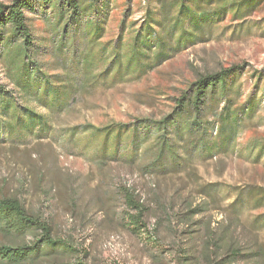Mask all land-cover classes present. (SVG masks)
<instances>
[{
  "label": "rangeland",
  "instance_id": "1",
  "mask_svg": "<svg viewBox=\"0 0 264 264\" xmlns=\"http://www.w3.org/2000/svg\"><path fill=\"white\" fill-rule=\"evenodd\" d=\"M39 7L27 14L35 36L31 59L56 88L55 101L47 107L50 97L36 98L41 83L36 91H24L25 77L0 52V197L17 198L51 226L58 245L46 259L186 264L188 253L194 264H215L231 243L243 254L234 264H260L255 251L264 245V0H100L78 23H70L90 30L99 25V40L81 27L64 36L61 48L57 29L69 22V12L55 26L54 9ZM188 13L199 16L196 23ZM177 18H184L191 37L163 34ZM149 29L170 44L165 54L157 56L154 46L145 49L147 39L154 40ZM107 43L108 54L86 58L89 47L100 54ZM115 44L121 52L135 45L143 64L112 66L103 74ZM232 65L243 68L231 79L227 99L206 104L199 117L206 136L196 129L194 142L186 144L185 123L173 135L186 162L182 169L145 173L101 151L99 140L108 125L158 121L200 75ZM48 86L45 82L47 96ZM227 104L229 110H223ZM21 107L28 116H18L17 128L27 130L31 118L42 115L44 131L35 126L10 135L12 110ZM154 141L142 144L141 151ZM126 190L148 207L140 231L130 225ZM198 207L201 211L193 213ZM223 242L225 247L217 249Z\"/></svg>",
  "mask_w": 264,
  "mask_h": 264
},
{
  "label": "trees",
  "instance_id": "2",
  "mask_svg": "<svg viewBox=\"0 0 264 264\" xmlns=\"http://www.w3.org/2000/svg\"><path fill=\"white\" fill-rule=\"evenodd\" d=\"M99 1L11 0L8 5L0 4V52L4 50L7 53L6 57L11 63L12 70L25 77L24 91H36L38 85L41 83L42 86H39L41 92L36 95V98L45 101L49 100L50 97L51 99L48 101L47 107L54 105L56 88L51 85L47 76H43L39 72V67L36 64H32L34 62L31 59V54L35 36L32 26L28 22L29 18L27 14L35 13L40 8V5L42 10L50 5L54 9V14L56 15L55 26H57L62 20L66 12L65 10H67L70 15L69 22L64 23L57 29V33L61 34L62 37V43L59 46L61 48L64 45V36L68 32L81 27H84L90 35L97 33L99 40L102 31L99 25H95L90 30L86 25L71 26L70 24L78 23L79 16L83 12H86L88 8L94 7ZM181 4L184 5V2ZM188 16L190 21L194 23H196L199 17L192 13H188ZM183 24L184 18H177L175 26L171 30L166 29L163 34L167 38H172V32L175 33L177 31L178 39L183 36L191 37L193 33L184 31ZM149 32V35L154 40L147 39L148 44H145V49H150L154 46L158 52L157 56L165 54L171 48L170 44L166 45L161 40V35L157 34L153 29H149ZM109 47L110 44L100 54L95 53V51L91 52L89 47V53H85L86 58L90 57L92 60V57L97 56V59L98 57L101 59L102 54L109 53ZM91 54L94 56H89ZM110 54L109 66L104 69L103 74L107 73L112 66L120 69L123 66L134 65L137 67L143 64L139 60V57L142 56L141 50L135 45L121 52L120 48L115 44L114 50ZM27 60H29V63ZM33 66L37 68H33ZM242 68L243 66L240 65H232L213 73L200 75L197 80L190 83L189 87L175 99L172 111L158 121L154 122L148 118H141L135 119L134 123L131 124L132 126L119 123L108 125L104 130V136L99 140L101 151L105 152L109 150L114 157H120L127 163L141 166L142 171L145 173L159 175L182 169L185 167L186 162L182 158L180 146L175 143L173 135H177L180 132L181 124L185 123L188 129V136L185 140L186 144L194 142L193 136L196 133V129L201 131L200 135L204 138L207 129L206 127H201L199 117L204 113L205 105H212L214 103L218 105L220 101L227 99L230 81L236 74L242 71ZM34 74L35 77L39 76L40 78L36 82H33L31 79ZM45 82L49 83V96H47V91L43 89ZM8 107V104L4 105V112L8 111ZM224 109L228 111L229 104L225 105ZM12 112L16 118L13 127L8 128L10 135L16 133L17 130L24 131L21 128H17L18 116H28V113L24 112L22 107L21 111L17 112L16 109H13ZM35 126L38 127L39 132L44 131L45 122L42 115L40 118H31L30 128H27L24 132L32 131ZM13 129H15L14 133L11 131ZM111 132L114 135L112 139L108 140V134ZM122 136H125V138L121 140ZM152 138L155 140L152 146L144 148L141 151V145ZM125 199L127 208L133 211L132 214L128 215L132 229L134 231L144 229L146 224L143 218L148 211V207L130 190L125 191ZM201 209L198 207L192 212L198 213ZM37 233L40 234L36 237ZM28 235L35 236L33 242L29 244L24 241ZM0 239V264H85L79 261L73 263H55L49 258L46 259L45 255L54 253L58 245V241L51 236V226L40 217L30 213L14 197H0ZM223 244L224 242L220 243L217 249L226 246L227 255L225 258L219 259L215 264H234L236 259L243 254H241L238 247H235L231 243L225 246ZM184 251L188 252L187 249ZM255 253V261L264 264V245H260ZM249 256L250 254H245V257ZM190 259L191 256L187 253L185 257L186 264H194ZM208 260L211 263V259L208 258Z\"/></svg>",
  "mask_w": 264,
  "mask_h": 264
}]
</instances>
